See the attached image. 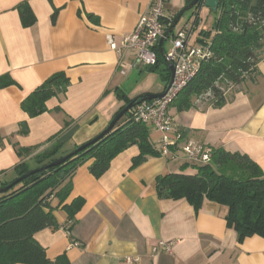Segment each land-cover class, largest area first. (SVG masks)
I'll list each match as a JSON object with an SVG mask.
<instances>
[{
	"label": "crops",
	"instance_id": "crops-1",
	"mask_svg": "<svg viewBox=\"0 0 264 264\" xmlns=\"http://www.w3.org/2000/svg\"><path fill=\"white\" fill-rule=\"evenodd\" d=\"M27 2L35 24L24 28L16 7ZM150 0H0V77L8 75L16 85L0 88V185L15 177L20 162L14 146H49L59 134L66 154L94 139L114 118L123 100L117 89L133 99L142 94H159L165 84L158 74L145 68L123 76L121 57L111 50L109 39L119 45L130 35ZM188 0H167L165 20L181 10ZM204 9L192 41L201 31L210 32ZM216 17V15H215ZM193 18V12L189 16ZM188 18V19H189ZM187 19V20H188ZM187 20L185 23H187ZM184 23V24H185ZM183 24V25H184ZM175 34V31H173ZM171 34L167 39L172 37ZM161 47L164 52V42ZM128 53L124 62H129ZM258 73L223 92L226 103L220 108L199 106L177 112L170 106L174 133L168 134L176 156L148 158L131 168L139 154L132 146L111 162L106 173L94 178L88 168L92 160L72 175V190L64 205L75 199L82 207L71 223L61 207L52 214L58 228L37 232L34 240L53 261L65 255L70 264H264V238L252 236L237 242L235 231L225 222L227 209L204 200L195 210L184 199L158 196L156 179L171 173L192 175L195 170L184 158L186 142L209 149L247 155L264 173V63ZM64 72L70 84L65 95L46 102L47 112L29 118L20 102L48 77ZM134 77V78H133ZM134 84L130 90L125 85ZM58 109V110H57ZM27 123V135L19 125ZM175 134L180 135L175 140ZM149 138L160 150L163 134L149 127ZM52 206L57 201L53 199ZM70 228V230H68ZM159 242L171 243L170 252L152 253ZM131 258L134 262H126Z\"/></svg>",
	"mask_w": 264,
	"mask_h": 264
},
{
	"label": "trees",
	"instance_id": "trees-1",
	"mask_svg": "<svg viewBox=\"0 0 264 264\" xmlns=\"http://www.w3.org/2000/svg\"><path fill=\"white\" fill-rule=\"evenodd\" d=\"M16 9L22 27L35 24V16L26 1ZM215 15L210 32L199 33L200 37L208 38L213 32L209 40L211 56L170 105L177 112L195 107L193 100L206 94L212 96L207 107H222L226 100L221 88L238 85L256 75L258 63H264V57L260 58L264 53V0H219ZM197 42L203 40L198 38ZM161 52L156 47V64L145 71L158 74L166 85L169 73L162 47ZM69 84L64 72L52 74L20 102L21 110L29 118L42 115L47 112L46 102L51 98H62ZM13 85L16 83L8 75L0 77V88ZM117 97L124 105L131 101L121 88L117 89ZM132 113L133 110L126 113L111 132L61 165L30 175L0 194V264H70L65 255L49 260L34 235L47 228H58L52 212L59 207L71 223L74 221L82 200L75 199L69 205L64 202L71 193V178L78 167L92 160L88 170L98 179L108 171L117 155L132 146L139 151L132 159V169L148 158L160 156V150L150 141L149 127L136 122ZM18 133L27 135V123L19 125ZM58 136L50 138L46 142L49 146L38 153L34 152L40 146L21 148L15 145L14 151L20 162L13 168L16 177L12 181L65 157L64 142L57 139ZM210 150L208 164L191 166L194 174H184L187 168L184 166L180 173L158 177V196L184 199L195 210L204 200L214 202L227 209L225 222L235 231L238 243L252 236L264 238V173L247 155L229 153L221 148ZM11 182H2L0 189ZM53 199L57 201L55 206L50 203Z\"/></svg>",
	"mask_w": 264,
	"mask_h": 264
},
{
	"label": "built area",
	"instance_id": "built-area-1",
	"mask_svg": "<svg viewBox=\"0 0 264 264\" xmlns=\"http://www.w3.org/2000/svg\"><path fill=\"white\" fill-rule=\"evenodd\" d=\"M167 0H150L147 10L139 17L133 32L122 38L119 45L109 39L111 50L120 55L118 62L120 74L125 76L134 69L149 68L156 64V47L167 28L164 24L165 5ZM192 25L185 23L170 39V47L164 52L165 63L174 66V79L170 89L161 100L144 102L133 109L132 118L163 134L160 141V155L175 158L171 152L174 144L168 134L174 133L173 120L168 109L179 92L196 76L203 62L211 56L209 40L194 44L192 41ZM132 53L129 62L123 58ZM180 135L175 134V140ZM211 150L194 141L184 145L183 154L188 162L205 165L210 162ZM171 243L159 242L152 247V253L170 252ZM126 262L133 263L131 258Z\"/></svg>",
	"mask_w": 264,
	"mask_h": 264
},
{
	"label": "water",
	"instance_id": "water-1",
	"mask_svg": "<svg viewBox=\"0 0 264 264\" xmlns=\"http://www.w3.org/2000/svg\"><path fill=\"white\" fill-rule=\"evenodd\" d=\"M218 3H219V0H191L189 3H187L171 19L170 24L168 25V27L166 28V30L164 32L163 38H161L159 40L158 44H157L158 52L162 53L161 52V45H162L163 41L165 39H167L170 36V34H173V31H174L175 27L177 26V24L179 23L180 19L183 17V15L186 12L193 10V18H192V20L190 21V18L187 20V23L188 22L191 23V25H192L191 32H193L194 28H196L198 26V24H199L200 16H201L202 11L204 9H206V10H209V11L215 13L217 11V8H218ZM196 22H197V26L194 27ZM166 67H167V70H168V73H169V79H168V81H167V83L165 85V88H164L163 92H161L159 94L146 93V94H142L140 96H137V97L131 99V101L128 104H125L121 110H119V112L109 122V124L106 126V128L104 130H102L94 139H92L91 141H89L86 144L78 146L73 152L67 154L65 157L59 158V159L51 162L47 166H44V167H41V168H37V169H33V170L27 172L26 174L18 177L17 179L12 181L7 186L1 188L0 189V194H4L11 187H13L17 183H19L21 180L27 178L28 176L33 175L35 173H39L41 171H45V170H47L48 168H51V167H56L58 165H61L62 163H64L70 157H73L74 155H76L80 151H82V150L86 149L87 147L95 144L97 141H99L101 138H103L105 135H107L109 132H111L112 129L114 128V126L116 125V123L126 113H129L131 110H133L138 105H140V104H142L144 102H148V101L161 100L165 96L167 91L170 89V87H171V85L173 83V79H174V66L171 65V64L166 63Z\"/></svg>",
	"mask_w": 264,
	"mask_h": 264
},
{
	"label": "rangeland",
	"instance_id": "rangeland-1",
	"mask_svg": "<svg viewBox=\"0 0 264 264\" xmlns=\"http://www.w3.org/2000/svg\"><path fill=\"white\" fill-rule=\"evenodd\" d=\"M193 12L192 11H188L186 12L183 17L180 19L179 23L177 24V26L175 27L174 31L175 33L183 26V24L185 23V21L189 18L190 14ZM215 18V13L210 11V14L207 18V21H210V19ZM169 49V40H165L164 42V50H168ZM264 57V53L262 52L260 54V58ZM134 78V77H133ZM131 83L125 85V89L128 91L132 88L133 84H134V79H131ZM230 86H224L223 88H221V90L224 92L225 90H227ZM211 95L210 94H206L203 95L202 97H200L199 99L193 100L194 104L196 106H199L200 108H205L208 106L209 100H211Z\"/></svg>",
	"mask_w": 264,
	"mask_h": 264
}]
</instances>
